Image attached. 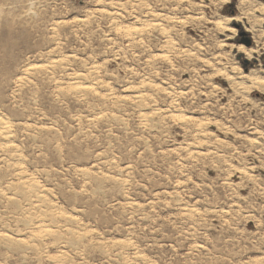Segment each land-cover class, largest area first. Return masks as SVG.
Returning <instances> with one entry per match:
<instances>
[{"label": "rangeland", "instance_id": "1", "mask_svg": "<svg viewBox=\"0 0 264 264\" xmlns=\"http://www.w3.org/2000/svg\"><path fill=\"white\" fill-rule=\"evenodd\" d=\"M238 1L0 0V264H264V0Z\"/></svg>", "mask_w": 264, "mask_h": 264}, {"label": "bare ground", "instance_id": "2", "mask_svg": "<svg viewBox=\"0 0 264 264\" xmlns=\"http://www.w3.org/2000/svg\"><path fill=\"white\" fill-rule=\"evenodd\" d=\"M249 2H251V0H240V1H238L237 2V8L239 9V7L241 8L240 10H242V9H244L245 7H246V5L248 6V4H250ZM258 8L259 9H257V10H261V11H264V5L263 4H260V5H258ZM246 11V10H245ZM251 10H249L248 9V11L247 12H250ZM245 13V12H244ZM252 13V12H251ZM237 17V16H236ZM264 17V16H263ZM263 17H261V18H263ZM239 20L240 18H228V19H226V22H234L235 20ZM261 23H264V19H261V20H257V25H260ZM230 24V23H229ZM227 25V24H226ZM219 28H221V23H218V25H217ZM255 27V26H254ZM224 28H226V26L224 27ZM251 30H252V28H250ZM247 30V29H246ZM225 31V30H224ZM231 31H233L234 32V30L233 29H230V32ZM250 31V30H249ZM248 31V32H249ZM231 36V35H230ZM228 39V38H227ZM231 40V39H230ZM255 41V40H254ZM256 44V43H255ZM235 49V48H234ZM253 50V49H252ZM257 51V50H256ZM237 52H239V53H243V54H245L246 55V58L248 57V56H250V54H251V49L250 50H246V48L245 47H243V46H241V45H239V46H237ZM247 59H249V58H247ZM263 84V83H262ZM3 122V121H2ZM2 122H0V126H2L1 127V130H2V133H4L3 135H5V133L7 134L8 132V126H7V124H4V123H2ZM37 195V197H36V201H39L41 198H42V196H40V194H36ZM41 202V201H40ZM40 229V228H39ZM7 238V237H6Z\"/></svg>", "mask_w": 264, "mask_h": 264}]
</instances>
